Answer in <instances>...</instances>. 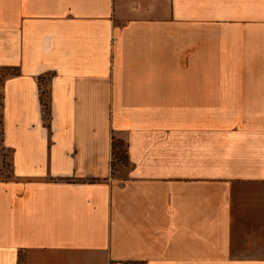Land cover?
<instances>
[{
    "label": "crops",
    "instance_id": "1",
    "mask_svg": "<svg viewBox=\"0 0 264 264\" xmlns=\"http://www.w3.org/2000/svg\"><path fill=\"white\" fill-rule=\"evenodd\" d=\"M0 69V264H264V0H0Z\"/></svg>",
    "mask_w": 264,
    "mask_h": 264
},
{
    "label": "rangeland",
    "instance_id": "2",
    "mask_svg": "<svg viewBox=\"0 0 264 264\" xmlns=\"http://www.w3.org/2000/svg\"><path fill=\"white\" fill-rule=\"evenodd\" d=\"M17 71L13 69H0V106H1V95H2V86L4 82L14 76ZM47 101L46 97H44ZM3 129V135H2ZM118 143V142H117ZM117 145V144H116ZM123 151V149L121 148ZM121 159H123L121 157ZM121 160L117 161L114 158V171L118 172L119 170L124 169L122 167ZM14 179L13 168H12V152L4 144V127L2 128V112L0 107V181H9Z\"/></svg>",
    "mask_w": 264,
    "mask_h": 264
},
{
    "label": "trees",
    "instance_id": "3",
    "mask_svg": "<svg viewBox=\"0 0 264 264\" xmlns=\"http://www.w3.org/2000/svg\"><path fill=\"white\" fill-rule=\"evenodd\" d=\"M16 71V70H15ZM18 72H16L14 75H17ZM46 97L45 95H42V109H43V112H44V118L46 120L49 119V103H48V100L46 101L45 98ZM1 112H2V109L4 107L3 105V95H1ZM2 128H3V117H2ZM2 135H3V129H2ZM117 144V145H116ZM124 143L122 142H118V143H114V150H113V153H114V158L117 159V161L121 160L120 162L126 166L127 164V158H126V155L124 153ZM121 148L123 149V151L121 150ZM121 157L123 159H121Z\"/></svg>",
    "mask_w": 264,
    "mask_h": 264
}]
</instances>
